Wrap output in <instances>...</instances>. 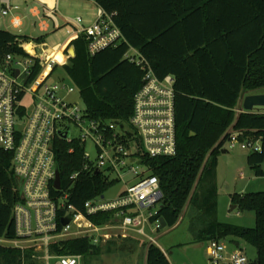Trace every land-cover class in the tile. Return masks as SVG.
Returning a JSON list of instances; mask_svg holds the SVG:
<instances>
[{"label": "trees", "instance_id": "1", "mask_svg": "<svg viewBox=\"0 0 264 264\" xmlns=\"http://www.w3.org/2000/svg\"><path fill=\"white\" fill-rule=\"evenodd\" d=\"M96 5L114 15L123 41L96 56L90 55L85 37L72 42L76 56L63 69L77 87L87 116L95 121L130 122L144 77L141 67L125 58L130 48L142 54L158 78L172 76L176 156H140L148 174L160 183L163 198L157 218L164 219L167 228H175L189 208L194 243L229 239L233 248L244 252L238 241L242 240L256 248L254 264H264V192L231 198L238 211L255 213V228L246 229L218 221L215 182L216 155L226 150L233 133L240 135L241 142L261 141L262 152L252 153L248 163L257 176L264 177V114L236 112L244 95L264 90V0H96ZM26 43L0 31V57L25 55L20 45ZM67 51L74 56L71 48ZM53 57L59 63L67 60L63 51L49 60ZM46 69L45 75L51 66ZM34 70V76L42 71L39 60ZM57 147L58 170L66 190L71 175L85 163L86 149L78 142H58ZM71 148L74 153L69 154ZM12 157L0 149V239L6 240L16 239L12 210L21 197ZM116 183L103 174L82 175L73 185L70 204L82 211L87 201L106 195ZM109 218L90 220L100 226ZM138 244L128 238L120 246L133 252ZM146 244L145 264H171L157 245ZM100 252V245H93L89 237L51 246V254L81 255L83 263ZM34 256L39 253L31 248L0 246V264H43Z\"/></svg>", "mask_w": 264, "mask_h": 264}, {"label": "built area", "instance_id": "2", "mask_svg": "<svg viewBox=\"0 0 264 264\" xmlns=\"http://www.w3.org/2000/svg\"><path fill=\"white\" fill-rule=\"evenodd\" d=\"M59 1L24 0L18 4L13 0H0V31L28 40L20 45L25 55L0 57V149L13 156V171L21 196L12 210L16 239L2 238L0 246L34 249L39 253V257L34 258L43 264H82L81 255L55 256L51 254V246L84 237L91 238L93 245L101 246L113 239L114 230L119 231L122 239L135 236L159 246L149 231L161 230L157 217L163 194L158 178L148 174L140 156L151 159L176 156L175 80L172 76L158 78L142 54L130 48L125 58L144 71L143 85L134 97L130 122L90 119L85 109L70 99L74 95L80 98L76 86H48L47 81L54 67L68 64L72 56L66 55V50L73 41L85 37L90 55L96 56L106 48L120 45L123 34L114 23V15L99 8L91 26L82 25L80 18L65 23L72 37L63 46L49 47L44 41L39 42L43 38L34 42L22 35V28L31 23L32 18L51 20L54 29H60L56 15ZM90 1L96 3V0ZM39 29L48 33L50 27L41 22ZM54 50H62L67 60L63 63L54 58L49 60ZM47 51L51 53L46 54ZM37 60L42 71L34 76ZM48 65L51 72L43 77ZM239 138V134L233 133L226 147L262 152L261 141L241 142ZM89 141L96 148L97 159L92 160L85 151V163L71 175V186L63 190L62 185L57 190L54 186L58 170L57 143L78 142L86 149ZM68 153H74V148ZM95 172L124 184L126 190L112 199H106L105 195L92 198L82 211H78L70 204L73 185L82 175ZM128 176L133 177V182H126ZM99 216L110 218L103 225H95L90 219ZM68 219L70 223L63 226V221ZM206 244L211 264H250L243 251L230 252L223 241L213 240Z\"/></svg>", "mask_w": 264, "mask_h": 264}, {"label": "rangeland", "instance_id": "3", "mask_svg": "<svg viewBox=\"0 0 264 264\" xmlns=\"http://www.w3.org/2000/svg\"><path fill=\"white\" fill-rule=\"evenodd\" d=\"M18 4H22L24 0H13ZM98 6L94 1L90 0H60L59 8L56 15H58L60 21V29L55 30L53 22L47 19L42 21L37 18H32L31 23L22 28V35L28 37L30 41L36 42L37 39L43 38V41L49 46H63L72 37L71 33L65 28V23L70 20L74 21L78 18L82 19V25L91 26L98 16ZM32 22H37V25H32ZM41 22H46L50 27L48 33L41 32L39 25ZM72 27V26H71ZM18 33L17 31H14ZM13 32V33H14ZM70 50V49H69ZM75 54L70 57L76 56L75 49H72ZM52 51V50H51ZM51 51H47L46 54H50ZM39 55L45 57L41 51H37ZM69 54V51L66 55ZM50 66V65H48ZM55 72L47 81L48 86L54 84H71L68 80L67 73L61 66L54 67ZM47 70V69H46ZM258 94L264 95V90L258 92ZM239 106L236 108L237 114L243 112V98ZM77 102L80 108L85 109L83 101L76 95L70 97ZM253 112L264 114V108H255ZM228 153H217V165H216V190L218 193L217 208H218V221L230 225H237L242 228L252 229L256 226V216L254 212H240L237 209L232 210L231 198L234 195H251V193L264 192V177L256 175L254 168L249 166L248 159L251 152L243 151L239 147L229 150L225 148ZM86 153L92 160L97 159V151L94 144L89 141L86 148ZM133 177L128 176L127 181H132ZM126 190V186L122 183H116L114 187L108 190L105 195L106 199H112L118 197ZM191 210L188 208L185 210L181 221L175 228H164L160 232L152 233L149 231V235L155 239L159 245V249L166 254L167 260L171 264H211L207 256V244L199 243L194 244V234L191 232L190 222ZM114 236L110 243L102 244L101 252L97 256H93L91 259H87L82 264H145L146 258V246L148 243L141 238L135 236L122 239L118 230H114ZM128 238H134L138 240L139 244L135 245L136 250L132 252L130 249L123 251L120 244L122 240H128ZM222 240L229 247L232 252V246L230 242ZM238 240V239H237ZM241 244V248L244 250L247 259L250 264H254L257 250L256 248L242 240H238ZM229 242V243H228ZM114 243V244H111ZM4 246H6L4 244Z\"/></svg>", "mask_w": 264, "mask_h": 264}, {"label": "water", "instance_id": "4", "mask_svg": "<svg viewBox=\"0 0 264 264\" xmlns=\"http://www.w3.org/2000/svg\"><path fill=\"white\" fill-rule=\"evenodd\" d=\"M255 108H264V95L260 94H250L249 96H245L243 98V110L246 113L253 112ZM222 153L226 154L228 153L226 150H223ZM134 161V160H133ZM97 175L98 172H95ZM56 181H55V188L57 190L61 189L62 186V176L60 175L59 170H57L56 173ZM18 188H20V184H17ZM237 209V207L234 205L232 206V210ZM70 223V219L63 221V226H66ZM160 227L161 230L166 228V223L164 219H160Z\"/></svg>", "mask_w": 264, "mask_h": 264}, {"label": "crops", "instance_id": "5", "mask_svg": "<svg viewBox=\"0 0 264 264\" xmlns=\"http://www.w3.org/2000/svg\"><path fill=\"white\" fill-rule=\"evenodd\" d=\"M70 48H71V49H74V46H72V44H71V45H69V49H70ZM67 50H68V49H67ZM67 50H66V51H67ZM54 51L58 54V52H60V51H62V50H54ZM67 52H68V51H67ZM67 52H66V53H67ZM226 148H227V147H226ZM194 244H196V243H194ZM235 249H238V248H237V247H235V248L232 247V250H233V251H235ZM241 249H242V248H241ZM244 253H245V252H244Z\"/></svg>", "mask_w": 264, "mask_h": 264}, {"label": "bare ground", "instance_id": "6", "mask_svg": "<svg viewBox=\"0 0 264 264\" xmlns=\"http://www.w3.org/2000/svg\"><path fill=\"white\" fill-rule=\"evenodd\" d=\"M30 53L33 54V52H30ZM56 54H57V53H56ZM55 56H56V55H55ZM55 56H54V57H55ZM54 57H53V58H54ZM50 72H51V71H50ZM48 74H49V73H48ZM48 74H47V75H48ZM47 75L44 74L43 77H46Z\"/></svg>", "mask_w": 264, "mask_h": 264}]
</instances>
